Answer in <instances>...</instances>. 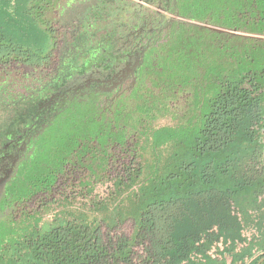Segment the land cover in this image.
Listing matches in <instances>:
<instances>
[{
	"label": "trees",
	"instance_id": "trees-1",
	"mask_svg": "<svg viewBox=\"0 0 264 264\" xmlns=\"http://www.w3.org/2000/svg\"><path fill=\"white\" fill-rule=\"evenodd\" d=\"M58 2L0 0V61L12 56L31 61L47 58L53 45L50 15ZM79 2L87 0H65L60 8H76ZM108 4L133 7L135 12L129 16L133 15L141 27L135 33L125 34L126 40L122 42L107 37L99 40L96 47H103L101 52L112 57L108 68L99 59L86 56L69 83L58 87L49 82L40 84L30 89L37 92L45 88L44 96L31 98L27 91L20 94L27 97L24 101L11 96L6 82L0 84V97L8 99L0 104V116L8 114L6 121L0 123V139L1 133L13 139L20 129H25L29 131L26 137L33 136L31 143L35 146L31 160L22 168L29 173V180L24 181L19 175L7 187L11 202L48 190L67 158L78 152L85 141L95 138L92 128L102 122L99 110L108 105L112 108L115 103L112 97L117 90L109 95L106 89L114 81L121 84L128 80L123 81L120 73L127 62L138 70L136 84L148 60L154 70L153 78H175L174 89L189 87L213 61L229 66L233 76L221 71L216 84L223 85L213 95L210 90L204 91L205 96H212L202 113L197 136L180 166L170 171L166 180L145 188L132 182V177L126 181L117 178L120 184H114L110 194L118 195L119 204L133 192L124 204L128 210L117 209L113 217L102 219L97 225L71 217L46 220L39 214H29L36 220L27 222L24 228L18 220H0V264H226L227 256L239 258L240 250L235 251L228 242L234 239L241 245L247 240L244 248L253 246H248L251 240L243 233L245 219L250 207L256 210L264 205V39L214 27L264 35V0H181L179 14L187 20L165 16L162 22L161 14L155 10L141 15L143 11L133 0H108ZM105 23L103 16L93 26L101 28ZM194 29L233 38L236 54L230 56L229 51L220 47L223 52L216 56H198L191 41ZM120 31L126 30L119 28L116 36ZM158 34H163V40H155ZM150 40L154 42L152 48ZM176 42L184 50L179 58L161 48L162 44ZM111 43L124 44L125 53L121 55L119 48L114 54ZM142 49L149 54L148 58L127 54ZM93 77L99 78L94 87L78 85ZM132 99L137 104L144 102L141 97ZM73 109H77L75 124L70 126L69 111ZM245 119L251 125L242 131L236 128ZM129 182L132 183L128 185ZM147 193L154 194V199ZM129 219L135 222L131 235L110 234ZM103 226L108 229L107 234L103 233ZM146 240L147 254L139 255L134 262V247Z\"/></svg>",
	"mask_w": 264,
	"mask_h": 264
},
{
	"label": "rangeland",
	"instance_id": "rangeland-1",
	"mask_svg": "<svg viewBox=\"0 0 264 264\" xmlns=\"http://www.w3.org/2000/svg\"><path fill=\"white\" fill-rule=\"evenodd\" d=\"M64 1L65 0H59L55 6L54 12L50 15L51 26L58 43L57 46H59L60 43L62 44L59 40L65 37L63 35L64 28L60 26V19L57 18L59 17L60 7ZM103 9L102 14L104 18H106V23L101 25V28L94 26V33H96V35L99 34V37L93 38L91 36H86L84 38V36H82L83 34L80 33L84 26L73 25L77 28L74 34L75 38L73 39L75 45H72V47L74 46L75 48L73 47L72 49L69 65L65 67L66 71L64 73L66 74L59 75V77H55L56 79H54V81L58 79L57 86L66 84L65 79L69 76V70L78 71L80 69L78 67L81 66V60L85 59V56L90 55L95 57V59H99L100 64L108 68L110 65L108 62L111 61L112 57L105 52H101L104 53V55L101 53V55L99 54V52L104 49L103 47H95L99 44V40L107 37L122 42L126 40L125 34L135 33L141 28L137 26L138 22H136V18H134L133 15L131 17L129 16V13L131 15V13L135 12L133 7L121 4H108ZM64 18H68L66 14ZM66 21H68V19ZM119 28L126 31H120V34L118 33V36H116L117 33L115 32ZM99 30L101 33H99ZM225 32H232L233 34L239 33L244 36L249 35V33L243 31L234 32L230 29L225 30ZM88 34L90 35V33ZM193 34L191 41L196 49L195 54L200 57L208 56L209 54L216 56L219 52H223V50H221L223 48L229 51L230 56L236 54L235 49L232 47L233 38H228L227 36L217 37L215 34L200 29H194ZM250 35L259 39H264V35ZM162 36L163 34L156 35L155 40L158 38L162 39ZM89 37H91L90 42L87 41ZM167 38L168 37L165 39ZM150 42L152 43L150 47H154V42L152 40H150ZM175 44L177 45L175 46ZM179 46V42L174 44L165 43V45H161V48L162 50L166 48L168 55L174 53L175 57L179 58L184 53V50ZM119 48L120 54L123 55L126 50L124 44H121ZM57 55L58 47L53 52L51 60H49L47 64L39 67L24 63L19 67L17 72L12 68H0V84L6 82L9 85V90L15 94L14 96V94L11 93V96L18 98V100H23L24 96L20 94H24L27 91L31 98L37 99L39 96L43 97L44 93H46L45 88H41V90L37 92L36 90L31 91L30 88L39 86L49 78ZM204 70L202 76H198L189 87L174 89L175 85L173 84V79L175 78L169 77L168 75L166 76L168 80L162 78L156 80L152 75L154 70L150 60L146 61L141 80L132 90H129L127 95L119 96L112 105V108L110 106L99 110L98 113L102 122H100L99 127L94 125L92 128L95 129L94 133H96V135L93 140L97 142V145L92 147L88 141H85L83 143L84 145L80 147L77 156L74 158V162H81L80 159L83 155H87L88 160L87 158L84 159V164L80 165L79 163L77 167L69 166L65 175L61 176L59 185H62L63 189L67 185L70 190L69 195H60L59 191L62 190V186H57L55 188L54 193L55 196H57L55 200L56 204L51 208L53 211L51 210L46 213V220H51L53 218L59 219L57 221H60L61 218L71 217L78 221H84L83 223L97 225L102 219L109 220L119 209L121 210L120 212H126L128 210L125 208L124 204L131 199L133 192L129 194V198L123 199L124 202H120L119 204L117 203V201H119L118 195L115 193L112 195L110 194L114 188V184H120L117 178H122L126 181L129 177H132V182L136 181L137 184H140L141 187L145 186V188H147V185L166 180L169 172L176 170L180 166V160L184 158L186 150L194 143V138L197 136L202 123V113L205 112V108L208 104V98L223 85L216 84V79L219 78L220 75L219 73L224 71L228 76H233V70L229 66L217 64L215 61L206 66ZM51 81L53 82V80ZM128 81H130V79H128ZM88 82L89 80L86 79L80 81L78 85L84 88L89 86ZM93 84L94 83H91V85ZM205 90H210L212 95L205 96ZM108 93L110 95L112 91H108ZM133 96L141 97L144 102L142 104H137V102L132 100ZM0 99H2L0 101L1 105L8 102L6 96H2ZM26 99L27 97H25L24 100ZM37 105L38 102L34 104L35 107H37ZM89 105V103H85L86 107H89ZM76 111L77 109L69 111V117L71 118L70 126L75 124L74 115ZM0 112H3L2 108H0ZM7 115L8 114L1 113L2 117L0 116V123L4 121ZM248 119H245L244 122H238L236 128L241 131L246 129L248 125H251ZM129 135H132L131 139L129 138L130 143H128L130 149L128 148L127 154H124V150L122 153L120 151V146L116 144L123 145L124 138H128ZM1 136L0 147L8 141V138H6L3 133H1ZM7 155L8 156L5 158L0 157V200L5 194L7 182L14 175L13 168L15 162H17L16 158L20 157L21 152L18 149L14 152L9 151ZM103 157H107L105 169H102V164L94 163L95 166L102 169L100 173H96V175H101V180L97 181L94 179H98V176L95 177L90 171L93 166L91 164L88 166V164L92 161L102 160ZM67 163H69V157L67 158ZM19 175L22 177V180H29V173L23 171V169L20 170L18 176ZM132 182H129L128 185ZM11 183H13V181ZM82 188L85 189L81 190ZM9 191L10 190H8V192ZM147 195L151 197V199H154V194L147 193ZM10 196L0 204V220H6L7 222L18 220V224L22 225V228H24V225L36 220L33 216H36L39 212H36V210L32 211V208H26V205L19 200L11 202L12 198ZM52 196L53 195H51V197ZM36 201L37 199L32 200L31 205L35 206ZM13 204L15 205L10 207ZM16 204L20 205V207ZM2 206H5L4 209H1ZM29 214H33V216ZM133 226V220L129 219L120 228L113 230V233L130 234ZM107 230L105 226L102 227L103 232L106 233Z\"/></svg>",
	"mask_w": 264,
	"mask_h": 264
},
{
	"label": "flooded vegetation",
	"instance_id": "flooded-vegetation-1",
	"mask_svg": "<svg viewBox=\"0 0 264 264\" xmlns=\"http://www.w3.org/2000/svg\"><path fill=\"white\" fill-rule=\"evenodd\" d=\"M135 1V0H133ZM78 3V2H77ZM108 4V0H87V2H79V7L74 8V6H67L65 10L61 9L59 11V14L61 15V17H59V22H60V26L64 28V32L63 35L65 36L63 39L59 40L60 42H62V44L60 43L59 46H57V41H56V37L55 34L53 33V29L51 26V21L50 23V27L52 29V34H53V45L47 55V58L44 60H36V61H31L29 59L23 58V57H9L8 59L4 60V61H0V68H12L13 70H15V72H17L19 70V67L24 64L27 63L29 65L35 66V67H39L41 65L47 64L49 60H51L52 56H53V52L55 51V49L58 47V55L57 58L54 60L53 66H52V70H51V74L49 75V78L42 84L48 83L51 84V86H57V80L54 81V79H56L55 77H59V75H63L66 74L64 73L65 67L68 66L70 63V59H71V54H72V45H75L73 42L74 34L76 32V27L73 26L74 24L76 25H81V27L84 26L83 30L81 29V32L84 36V38L86 36H91V37H97L96 33H94V26L93 24L97 23L103 18V8L105 7V5ZM136 6H138L140 8L142 12L141 15H148L149 12H151V10H155L158 13L161 14L160 17V21H163V17L165 16H173V17H178L180 19H186V18H182L180 17L179 14V9H181L182 4H181V0H136L135 1ZM63 14V15H62ZM66 14V16L68 18H64V15ZM68 19V21H66ZM187 20V19H186ZM58 22V23H59ZM65 22V23H64ZM78 22V23H77ZM100 25H97V27H99ZM100 31V30H99ZM90 33V35L88 34ZM92 34V35H91ZM89 37L87 39V41H91ZM85 41V42H87ZM111 47L114 48L113 53L115 54L117 52V50L120 47V44H110ZM96 47V46H95ZM75 48V47H74ZM106 48V47H105ZM101 53V51L99 52V54ZM91 54L93 55V53L91 52ZM127 54L129 55V57L135 56V55H142V57H149V54L146 53L145 50H141L139 53L137 52H127ZM86 55V54H85ZM101 55V54H100ZM86 57V56H85ZM89 58V56L87 57ZM87 62H90L89 59L87 60ZM83 64V63H80ZM86 65V64H85ZM126 67L124 69H120V73L121 76L123 75V81L130 79V81H128L127 83H119V82H112V84L108 85L106 91H114L117 90V93L115 95V97L113 96V102L116 101L117 98H119V96H122L121 93L123 92H128L129 90L131 91L132 88L135 86L136 84V79L137 78V74H138V70L137 68L134 69L132 67V64L127 62L126 63ZM94 70V69H93ZM10 74V73H7ZM74 71L69 70V76L68 78L65 79L66 83H69V79H72V77L74 76ZM53 80V82L51 81ZM96 80H99V78H91V80H89V86H87V88L89 87H94L96 85ZM109 80V79H108ZM126 82V81H125ZM91 83H94L93 85H91ZM82 87V86H80ZM86 88V87H84ZM119 89V90H118ZM112 100V99H111ZM133 101H135L134 99H132ZM45 103V102H44ZM43 103V104H44ZM46 105H49L48 103H46ZM51 105V104H50ZM190 105V104H189ZM107 107H110L109 105ZM106 107V108H107ZM29 131L28 130H23L20 129L17 133L18 136H16L13 139H9L7 143L3 144V146L1 145L0 147V157L5 158L6 156H8V152L9 151H16V150H20L21 155L19 158L17 159V162H15L14 165V175L13 177L7 182L6 186H5V194L4 196L1 198L0 200V204L3 202V200H6L7 197V185L9 183H11L12 181H15V179L17 178L18 174L20 173V170L23 168V166L25 165L26 162H29L33 156L34 153V149L35 146L32 145L31 140H33V136L28 135L27 133ZM132 135H129L128 138H124V144H116L120 146V151L122 152L124 150V154H127V149L128 147V143L129 142V138L131 139ZM88 143L90 144V146H95L97 145V142H94V140H90L88 141ZM100 146V145H99ZM130 149V148H129ZM78 152H75L73 155H71L69 157V163H66L62 166L61 170L56 173V179L54 181V183L52 184V186L48 189V190H40L37 191L36 193H34L32 196H30L29 198H26L24 200H21L22 203H24V205H26L25 207L28 209L32 208V211L39 212V214L41 216H43L44 219H46V213H48L49 211H51L52 207L56 204V199L57 196H55V188L57 186H60V179L61 176L65 175L66 170L69 168V166H73V167H77V165L84 164L83 160L88 157L87 155H83L81 157V162L79 163H75L74 162V158L77 156ZM123 153V152H122ZM105 162H107V157H103V159H99L96 161H92L91 163L88 164V166L91 164L93 167L91 168L92 170H90L92 172V174L96 177L98 176V179H94V180H101V175H96V173H100V171L102 169H105ZM75 163V164H74ZM94 163L96 164H102L103 168L99 169L98 166H95ZM69 181V180H68ZM80 182V180H79ZM78 182V183H79ZM64 184V183H63ZM92 184V183H91ZM62 186V185H61ZM60 186V187H61ZM77 186V185H76ZM72 188V186H71ZM85 188H82L81 190H83ZM69 188L66 187L63 189L62 186V190L59 191L60 195H69ZM51 195L55 196V197H51ZM37 197V198H36ZM36 205L33 206L31 205L32 200H36ZM15 204L11 205L10 207L14 206ZM17 205V204H16ZM21 205V203H20ZM20 205H17L18 207H20ZM34 209V210H33ZM53 211V210H52Z\"/></svg>",
	"mask_w": 264,
	"mask_h": 264
},
{
	"label": "crops",
	"instance_id": "crops-1",
	"mask_svg": "<svg viewBox=\"0 0 264 264\" xmlns=\"http://www.w3.org/2000/svg\"><path fill=\"white\" fill-rule=\"evenodd\" d=\"M245 220L243 233L251 240L248 246H253L247 250V247L244 248L245 244L240 245L237 240H230L228 246H232L235 251L240 250V259L227 256L226 264H256L257 259L264 255V205H260L256 210L250 207ZM263 260L264 257L257 264H261Z\"/></svg>",
	"mask_w": 264,
	"mask_h": 264
},
{
	"label": "built area",
	"instance_id": "built-area-1",
	"mask_svg": "<svg viewBox=\"0 0 264 264\" xmlns=\"http://www.w3.org/2000/svg\"><path fill=\"white\" fill-rule=\"evenodd\" d=\"M125 222H126V221H125ZM125 222L122 223V224H120V225H118V226H117L116 228H114L113 230H115V229H117V228H120L122 225L125 224ZM133 223H134V226L132 227V232H131L130 234H125V233H116V234H114V233H113V230L110 232V234H111L112 236H115V235H131V234L133 233L134 229H135V222H134V220H133ZM107 232H108V230H107ZM107 232H106V233L103 232V233H104V234H107ZM244 242L246 243L247 240H245ZM245 243H244V244H245ZM148 246H149V242L146 240L143 244H141V245H137V246L134 247V253H133V255H132V259H133L134 262H137V261H138V256H139V255H146V254H147ZM237 259L239 260V258H237Z\"/></svg>",
	"mask_w": 264,
	"mask_h": 264
},
{
	"label": "water",
	"instance_id": "water-1",
	"mask_svg": "<svg viewBox=\"0 0 264 264\" xmlns=\"http://www.w3.org/2000/svg\"><path fill=\"white\" fill-rule=\"evenodd\" d=\"M207 26H208V25H207ZM214 28L217 29V30H223V31L227 30V29H224V28H222V29H221V28H216V27H214ZM233 31H234V32H237L236 29H234ZM237 34H239V33H237ZM247 36H253V35H250V34H249V35H247Z\"/></svg>",
	"mask_w": 264,
	"mask_h": 264
}]
</instances>
